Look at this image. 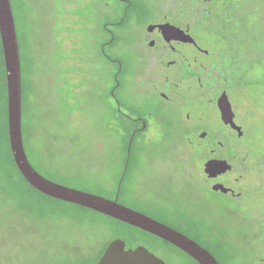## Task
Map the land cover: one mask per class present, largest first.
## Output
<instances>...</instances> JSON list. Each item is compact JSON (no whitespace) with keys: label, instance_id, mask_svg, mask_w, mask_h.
Masks as SVG:
<instances>
[{"label":"rangeland","instance_id":"rangeland-1","mask_svg":"<svg viewBox=\"0 0 264 264\" xmlns=\"http://www.w3.org/2000/svg\"><path fill=\"white\" fill-rule=\"evenodd\" d=\"M78 1L10 0L20 57L22 141L29 162L45 178L111 198L126 140L120 130L131 124L114 111L109 91L115 66L100 53L98 25L88 22L78 31L71 20ZM222 3L227 14L220 32L199 34L207 47L223 48L240 63L227 94L242 136L221 122L212 102L217 89L189 92L170 103L120 75V108L143 116L153 134L150 144L133 153L118 202L188 223L219 264H261L264 0H217ZM2 74L0 55V123L6 102ZM202 132L207 136L199 139ZM219 140L224 147H216L218 156L243 161L235 190L244 192L241 198L212 191L202 181L208 148ZM187 169L194 173L189 189L180 183ZM219 179L230 181L228 175ZM25 200L34 211L20 209L13 216L0 206V264H95L113 239L124 240L126 248L143 246L166 264H198L170 243L92 210L33 191Z\"/></svg>","mask_w":264,"mask_h":264},{"label":"flooded vegetation","instance_id":"flooded-vegetation-1","mask_svg":"<svg viewBox=\"0 0 264 264\" xmlns=\"http://www.w3.org/2000/svg\"><path fill=\"white\" fill-rule=\"evenodd\" d=\"M73 6L74 15L71 20L78 31L88 22L98 25V33L102 38L99 43L100 53L115 66V83L109 91V95L113 97L114 111L118 118L128 120L131 124V127L120 130L126 138L120 148L123 162L116 190L109 198H117L118 201L121 184L130 175L129 164L133 153L142 151L144 145L150 144L153 134L151 125L143 116L133 114V111L129 114L130 112L120 108L121 100L116 90L123 87L124 83L122 84L118 77L121 75L123 79L136 80L143 85L146 92H156L170 103L189 92L215 88L217 92L212 102L220 116L217 100L225 94L229 101L228 88L236 85L240 63L236 57L226 56L227 52L223 48L219 47L216 51L207 47L200 39L199 33H219L220 26L226 22L227 10L223 3L217 4V0H79L74 2ZM92 35L94 36V33ZM232 112L234 114L233 109ZM226 126L238 137L242 136V131L239 136L238 131L229 125ZM206 136V133L202 132L199 139ZM215 144V147L208 148V157L200 169L202 181L212 191V183L219 182L230 189L226 194L243 197L244 192L241 189L235 191L244 175L243 161L237 156L233 157L235 162L218 156L216 147H224V143L220 141ZM210 159L226 160L231 169L215 178H208L204 172V164ZM193 174V170L182 174L184 181L180 183L187 189L193 180L190 177ZM222 175H228L230 181H221L219 178ZM142 213L168 225L205 248L197 237L191 234L192 227L188 223L179 222L176 216L166 220L150 215L148 210ZM260 262L264 264V257L260 258Z\"/></svg>","mask_w":264,"mask_h":264},{"label":"water","instance_id":"water-1","mask_svg":"<svg viewBox=\"0 0 264 264\" xmlns=\"http://www.w3.org/2000/svg\"><path fill=\"white\" fill-rule=\"evenodd\" d=\"M0 43L6 82L8 143L14 163L24 180L47 197L92 210L152 234L183 251L198 264H219L207 249L191 238L140 211L122 205L117 198L109 199L55 183L34 169L26 156L22 141L20 57L10 0H0ZM217 106L222 122L238 131L240 136L241 128L233 121L234 114L225 94L218 98ZM230 169L231 165L226 160L210 159L204 164V172L208 178H215ZM211 188L222 193L230 190L219 182H213ZM95 264L166 263L143 246L126 248L124 240L113 239Z\"/></svg>","mask_w":264,"mask_h":264},{"label":"trees","instance_id":"trees-1","mask_svg":"<svg viewBox=\"0 0 264 264\" xmlns=\"http://www.w3.org/2000/svg\"><path fill=\"white\" fill-rule=\"evenodd\" d=\"M0 55L1 65L3 69V81L6 92L5 82V71L3 56L0 43ZM6 101V96H5ZM5 108V119L4 122L0 123V206L9 207L10 213L14 216V212L20 209H26L28 211H34V206L25 200V195H28L30 191H33L47 199L58 201L53 198L47 197L34 188H32L21 176L18 171L12 154L9 148L8 135H7V123H6V102Z\"/></svg>","mask_w":264,"mask_h":264}]
</instances>
